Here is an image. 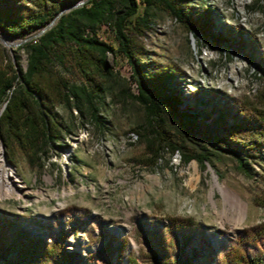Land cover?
<instances>
[{"label": "rangeland", "instance_id": "1", "mask_svg": "<svg viewBox=\"0 0 264 264\" xmlns=\"http://www.w3.org/2000/svg\"><path fill=\"white\" fill-rule=\"evenodd\" d=\"M191 6L211 12L203 34L189 33L166 18L143 40L155 61L179 75L186 105L171 112L168 122L176 127L178 113L210 111L222 99L264 111V0H191ZM6 38L14 44L21 41ZM4 48L9 59L16 61L18 55L27 67L26 53H18L20 46ZM117 70L135 93L130 67L121 60ZM107 104L104 120L112 123L110 130L102 134L93 125L76 127L61 142L63 149L50 150L43 171L0 144V159L18 181L10 195L0 192V212L49 242L65 236L66 249L85 259L77 264H128L131 253L139 264H150L142 225L163 230L171 219H192L203 230L205 239L197 237L187 247L175 245L172 252L186 254L191 264H222L225 255L240 248L249 255L264 254V239L240 245L247 232L264 224V207L254 203L257 196L264 202V149L249 160L253 179L227 155L203 167L196 160L186 162L182 153L169 152L152 164L135 131L146 120L143 109L122 108L110 100ZM219 186L247 205L241 226L223 221L228 211ZM111 238L116 240L114 250L119 240L129 241L122 262L108 249Z\"/></svg>", "mask_w": 264, "mask_h": 264}, {"label": "trees", "instance_id": "2", "mask_svg": "<svg viewBox=\"0 0 264 264\" xmlns=\"http://www.w3.org/2000/svg\"><path fill=\"white\" fill-rule=\"evenodd\" d=\"M81 1L0 0V32L11 39H27ZM166 18L201 35L211 12L196 11L191 0H88L61 16L44 35L20 46L18 53L27 55L25 69L21 57L9 59L0 43V144L17 150L35 170L43 171L50 150L63 149L61 142L76 127L93 125L102 134L110 130L112 123L104 120L110 100L122 108L135 105L145 112V122L135 131L150 163L179 152L186 162L196 160L206 167L227 155L253 179L249 160L264 149V111L222 99L210 111L178 113L176 127L168 122L171 112L186 105L177 83L179 75L155 61L143 42ZM239 46L244 48L243 43ZM121 60L131 69L135 93L117 70ZM200 144L202 149H198ZM254 203L264 207L259 196ZM145 227L143 237L149 247L145 256L150 264H191L186 254L173 255L175 245L187 247L197 237L204 238L192 219H171L163 230ZM64 238L61 235L49 242L0 212V264H77L85 260L66 249ZM262 239L264 224L247 232L240 245ZM110 241L108 249L122 262L128 256V239L119 240L115 250L116 240ZM240 249L225 255L222 264H264V254L249 255ZM127 260L139 264L133 253Z\"/></svg>", "mask_w": 264, "mask_h": 264}, {"label": "bare ground", "instance_id": "3", "mask_svg": "<svg viewBox=\"0 0 264 264\" xmlns=\"http://www.w3.org/2000/svg\"><path fill=\"white\" fill-rule=\"evenodd\" d=\"M18 187V181L14 174V171L6 166L4 160L0 159V192L6 196L14 192L15 188ZM225 200L227 213L225 214L224 222L230 223L234 227L241 226L247 217V205L234 193L226 189L225 187L219 186ZM231 212L232 214H229Z\"/></svg>", "mask_w": 264, "mask_h": 264}, {"label": "water", "instance_id": "4", "mask_svg": "<svg viewBox=\"0 0 264 264\" xmlns=\"http://www.w3.org/2000/svg\"><path fill=\"white\" fill-rule=\"evenodd\" d=\"M87 2H88V0H84V1H81V2H79V3H76L75 5H73V6L69 7V8L64 9V10L61 11V12L58 14V16H57L55 19H53L52 22H51L47 27H45L42 31L36 33L35 35H32V36L28 37L27 39L21 40L19 43H16V44H14V43H10L6 37H3V36H1V35H0V43H1L3 46H6V47H19V46H21V45H23V44H25V43H27V42H30V41H32V40H34V39H37V38L41 37L42 35H44L49 29H51V28L56 24V22L58 21V19H59L61 16H63L64 14H66V13L72 11V10H75V9H78V8L84 6Z\"/></svg>", "mask_w": 264, "mask_h": 264}]
</instances>
